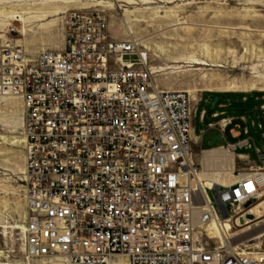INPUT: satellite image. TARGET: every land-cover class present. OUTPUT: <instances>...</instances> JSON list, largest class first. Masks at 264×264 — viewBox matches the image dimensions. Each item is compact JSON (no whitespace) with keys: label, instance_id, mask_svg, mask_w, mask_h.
Here are the masks:
<instances>
[{"label":"built area","instance_id":"obj_1","mask_svg":"<svg viewBox=\"0 0 264 264\" xmlns=\"http://www.w3.org/2000/svg\"><path fill=\"white\" fill-rule=\"evenodd\" d=\"M63 23L57 52L31 58L0 40V93L23 109L28 254L66 264H264V234L233 247L228 233L206 230L248 215L246 228L264 227V151L248 137L225 142L217 148L237 155L235 181L206 185L186 92L159 89L148 50L112 39L100 12L71 11ZM252 149L259 164L237 154Z\"/></svg>","mask_w":264,"mask_h":264},{"label":"rangeland","instance_id":"obj_2","mask_svg":"<svg viewBox=\"0 0 264 264\" xmlns=\"http://www.w3.org/2000/svg\"><path fill=\"white\" fill-rule=\"evenodd\" d=\"M84 10L106 17L112 39L134 40L148 50L159 89L189 95L196 106L195 134L206 135L204 149L225 143L208 145L213 132L209 125L232 117L248 129L243 137L264 151V100L254 95L264 93V0H0V40H15L31 58L40 51L57 52L62 47L64 16ZM192 58L205 66L190 64ZM215 93L224 108L210 109ZM202 111L206 114L201 121ZM220 112L223 116L213 117ZM22 118L20 100L0 96V264H63L58 258L32 259L25 252ZM193 151L200 154L198 146ZM237 154L259 164L253 149ZM207 194L212 198L213 193Z\"/></svg>","mask_w":264,"mask_h":264},{"label":"bare ground","instance_id":"obj_3","mask_svg":"<svg viewBox=\"0 0 264 264\" xmlns=\"http://www.w3.org/2000/svg\"><path fill=\"white\" fill-rule=\"evenodd\" d=\"M16 16H18V15H16ZM60 50H61V48H60ZM189 60H190L189 63L192 65L205 66V63H203V61H201L200 59L192 58ZM154 73H155V71H154ZM190 95H191V100L195 101L196 99L194 97V94L190 93ZM0 96H12V97L16 98L15 96H13L9 93H0ZM200 153H201V156L199 157V159H200V162L202 164V171L200 173H198L199 175L196 174L198 179L204 180L206 182V185L212 186V187H216V184H231L235 181V178L232 174V170H233L234 165H235L234 164L235 158H237L236 154H233L230 150H226V149H223L221 147L218 149L212 148V150H202ZM239 155H242V154H239ZM24 160H25V158H24ZM25 170H26V164H25ZM23 175H24V179H25L26 178V172L25 171H24ZM23 198H24V203H25V207L27 210V218H26V220H27L29 218V214H28L27 201H26L24 192H23ZM258 206H262V204L259 203L254 207L246 208L245 213H251V214L259 213V209L257 208ZM222 214H223L222 215L223 218H227V213L222 211ZM243 214L241 213L239 215L243 216ZM240 216H238V217H240ZM248 216H251V215H248ZM248 216H247L245 221L240 220L238 222L236 219L235 221H233L231 223V222L226 220L224 222L225 226L222 225V227L218 226L214 221H212L211 224L206 227V230L209 231V233L211 235L220 236V237H221L222 232L228 233L229 238L232 237V243H234L233 247L239 246V245L243 246L242 244H244V241H247V240H248V242H245L247 245H258L259 244L258 241L261 240L259 235L264 234V227L253 228V229H252V227L246 228V227L250 226L249 224L253 223V221H254V220H251L252 216H251V218H248ZM245 222H246V224H245ZM219 227L222 228L223 230H221ZM23 234H24V242H25V252L29 258H32V259H40V258H46V259H53L54 258V259H56V258H58L62 261L63 264L67 263L66 258L62 255L61 256L56 255L54 257H34V256L28 254V246L26 244L25 228L23 230ZM239 234H240V237H237V236H239ZM253 239L257 243L253 244L252 243V242H254ZM120 263L126 264L124 260L120 261Z\"/></svg>","mask_w":264,"mask_h":264},{"label":"crops","instance_id":"obj_4","mask_svg":"<svg viewBox=\"0 0 264 264\" xmlns=\"http://www.w3.org/2000/svg\"><path fill=\"white\" fill-rule=\"evenodd\" d=\"M238 94L236 95H233V94H223L224 97H228V96H237ZM252 95V94H251ZM255 97H259V95L257 94H254ZM261 100H264V96H262L260 98ZM211 100V99H210ZM245 96H242V101L245 102ZM219 101V99H218ZM248 101V100H247ZM202 102V100H201ZM200 102V103H201ZM199 103V104H200ZM207 103V101H206ZM219 108H224V104H219L218 105ZM261 108L264 110V104L261 105ZM203 112V111H202ZM205 112V111H204ZM206 114V112L204 113V115ZM224 113L220 112V113H214L213 114V117L214 118H219L220 116H223ZM203 115V116H204ZM216 115V116H215ZM203 116H200L201 117V121L203 120ZM241 118H244V117H241ZM241 118L239 119L241 121ZM228 119H231L232 120V123L230 125H227L224 127V124H225V121H227ZM245 119V118H244ZM246 120V119H245ZM236 119L235 118H232V117H222L219 119V121L216 123V124H210L209 125V129H213V132L208 136V139H207V142H208V145L211 143V141L217 137V136H221V141L222 140H225V142H230V143H234L236 142L238 139H242L243 137V133H242V128L240 127V125L238 123H236ZM194 122H195V116H194V119H193V140L200 144L202 150H206V148L204 149L203 148V145L205 144V132L204 131H201L200 135H196L195 134V127H194ZM235 127H239L240 128V131H239V137H236L235 134H233V130ZM244 138V137H243ZM224 144V143H223Z\"/></svg>","mask_w":264,"mask_h":264},{"label":"water","instance_id":"obj_5","mask_svg":"<svg viewBox=\"0 0 264 264\" xmlns=\"http://www.w3.org/2000/svg\"><path fill=\"white\" fill-rule=\"evenodd\" d=\"M217 103H218V98H214L213 99V101H212V104H211V106H210V109L212 110V109H214V107L217 105ZM221 136L219 135V136H217V137H215L212 141H211V143L209 144V145H212V144H214L215 142H217V141H221ZM248 218H251V216H248Z\"/></svg>","mask_w":264,"mask_h":264},{"label":"trees","instance_id":"obj_6","mask_svg":"<svg viewBox=\"0 0 264 264\" xmlns=\"http://www.w3.org/2000/svg\"><path fill=\"white\" fill-rule=\"evenodd\" d=\"M261 93H262V92H259V93H258L259 96H260V97L264 96V93H263V94H261ZM216 97L218 98V94H217V93L213 94V98L211 99V104H212L213 99L216 98ZM245 102H247V99L245 100ZM211 104H210V106H211ZM219 104H220V102L218 101V103H217L216 106H218ZM216 106H215V107H216ZM215 107H214V108H215Z\"/></svg>","mask_w":264,"mask_h":264}]
</instances>
